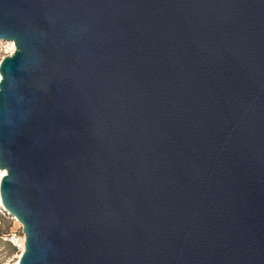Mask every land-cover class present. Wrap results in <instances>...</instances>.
Wrapping results in <instances>:
<instances>
[{"label":"water","instance_id":"95a60500","mask_svg":"<svg viewBox=\"0 0 264 264\" xmlns=\"http://www.w3.org/2000/svg\"><path fill=\"white\" fill-rule=\"evenodd\" d=\"M0 40L19 264H264V0H0Z\"/></svg>","mask_w":264,"mask_h":264},{"label":"rangeland","instance_id":"374dc122","mask_svg":"<svg viewBox=\"0 0 264 264\" xmlns=\"http://www.w3.org/2000/svg\"><path fill=\"white\" fill-rule=\"evenodd\" d=\"M9 43L10 41L0 40V62L4 56L11 54ZM15 235L24 237L23 226L14 215L0 205V264H13L22 253V250L13 243Z\"/></svg>","mask_w":264,"mask_h":264},{"label":"bare ground","instance_id":"6f19581e","mask_svg":"<svg viewBox=\"0 0 264 264\" xmlns=\"http://www.w3.org/2000/svg\"><path fill=\"white\" fill-rule=\"evenodd\" d=\"M10 45H11V53H13L14 52V50H15V42L14 41H10V43H9ZM1 79H2V74H1V72H0V82H1ZM0 173H6V170L5 169H1L0 168ZM3 177V175H0V180H1V178ZM0 205H2L3 207H4V205H3V203H2V197H1V193H0ZM23 238V239H22ZM21 241H24V237H21V239H20ZM25 249V245H23L22 246V251ZM20 256H21V254H20ZM20 256H19V258H20ZM19 258L13 263V264H19Z\"/></svg>","mask_w":264,"mask_h":264},{"label":"built area","instance_id":"2783aa9c","mask_svg":"<svg viewBox=\"0 0 264 264\" xmlns=\"http://www.w3.org/2000/svg\"><path fill=\"white\" fill-rule=\"evenodd\" d=\"M20 239H21V237L15 235V236L13 237V243H14L18 248H20V249L22 250V246L25 245V234H24V241H21Z\"/></svg>","mask_w":264,"mask_h":264},{"label":"snow or ice","instance_id":"6c2138e0","mask_svg":"<svg viewBox=\"0 0 264 264\" xmlns=\"http://www.w3.org/2000/svg\"><path fill=\"white\" fill-rule=\"evenodd\" d=\"M0 175H4V173H0Z\"/></svg>","mask_w":264,"mask_h":264}]
</instances>
